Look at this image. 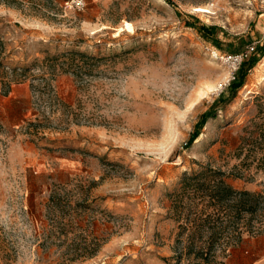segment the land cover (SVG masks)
<instances>
[{"label":"rangeland","instance_id":"rangeland-1","mask_svg":"<svg viewBox=\"0 0 264 264\" xmlns=\"http://www.w3.org/2000/svg\"><path fill=\"white\" fill-rule=\"evenodd\" d=\"M64 1L0 0V264H175L184 172L264 196V0ZM240 53L244 85L199 125ZM251 249L264 226L220 259Z\"/></svg>","mask_w":264,"mask_h":264},{"label":"trees","instance_id":"trees-1","mask_svg":"<svg viewBox=\"0 0 264 264\" xmlns=\"http://www.w3.org/2000/svg\"><path fill=\"white\" fill-rule=\"evenodd\" d=\"M199 28L202 32L211 30L204 25ZM75 54H79L82 60H94L91 55L74 51H68L66 56L73 61ZM255 62L254 53L242 60L234 78L228 84V91H221L214 99L199 125L206 122L208 117L214 116L222 101L229 100L244 85ZM68 64L72 65V62ZM198 135L199 131L196 129L189 143ZM247 140L243 137L242 143L237 147L239 151L249 143ZM233 176L238 175L234 173ZM227 177L225 171L207 165L199 171L184 172L177 187L168 193L170 211L178 229L172 256L175 264H181L183 260L186 261L185 264H223L220 258L226 257L232 248L242 242L245 235L261 233L264 226L263 194L237 189L228 182ZM48 203L50 209L55 211L61 206V198L54 191L50 194ZM57 219L58 216L54 215V224ZM182 241L184 244L180 245Z\"/></svg>","mask_w":264,"mask_h":264},{"label":"crops","instance_id":"crops-1","mask_svg":"<svg viewBox=\"0 0 264 264\" xmlns=\"http://www.w3.org/2000/svg\"><path fill=\"white\" fill-rule=\"evenodd\" d=\"M5 109L0 107V117L4 118ZM240 253L235 256H241V258H234L236 261L244 263H232V264H264V249H251L247 251L239 250Z\"/></svg>","mask_w":264,"mask_h":264},{"label":"built area","instance_id":"built-area-1","mask_svg":"<svg viewBox=\"0 0 264 264\" xmlns=\"http://www.w3.org/2000/svg\"><path fill=\"white\" fill-rule=\"evenodd\" d=\"M63 6L67 10L80 11L85 6V0H65ZM246 55H247V53L229 55L228 58H230V59H232L234 61V66H233L232 72H231V79L234 78L235 72L239 68L242 60L245 58Z\"/></svg>","mask_w":264,"mask_h":264}]
</instances>
